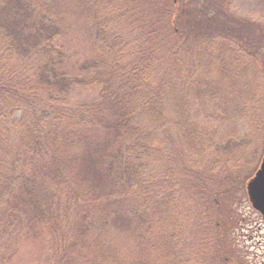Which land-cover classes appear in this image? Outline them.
Here are the masks:
<instances>
[{"label":"trees","instance_id":"16d2710c","mask_svg":"<svg viewBox=\"0 0 264 264\" xmlns=\"http://www.w3.org/2000/svg\"><path fill=\"white\" fill-rule=\"evenodd\" d=\"M120 1L0 0V264H12L27 238L43 242L41 264H188L183 243L199 216V239H229L239 227V198L261 154L237 194L211 190L191 164L204 152L199 124L243 117L258 100L259 50L228 32L230 19L210 15L206 24L216 0L202 14L182 10L192 33L145 31L156 25L152 8L137 15L132 0ZM164 6L155 17L169 20L175 9L179 19V5ZM221 6L229 13V1ZM79 19L91 55L74 69L64 38ZM191 38L204 41L190 47ZM160 42L167 52L153 49ZM92 85L99 98L74 99L76 87ZM196 106L201 120L192 117ZM170 123L185 161L158 173L159 131ZM251 143L229 145L235 167L250 163ZM224 176L218 187L231 183V171Z\"/></svg>","mask_w":264,"mask_h":264},{"label":"rangeland","instance_id":"374dc122","mask_svg":"<svg viewBox=\"0 0 264 264\" xmlns=\"http://www.w3.org/2000/svg\"><path fill=\"white\" fill-rule=\"evenodd\" d=\"M169 1L172 0H159L156 4H151V0H149L150 3L146 2V4H143L142 0H132L134 5H138L136 8L137 15L141 11L142 5L152 8L151 12L154 18L150 22H154L156 25L147 27L145 31L166 27L174 29L177 26L182 31L186 29L188 33L195 32L189 27L186 28V23L188 25L190 21H188V18L182 17V10L190 11L192 7L199 6L198 12L202 14L200 9L204 5V2L206 3L208 0H173L175 5H179V19L175 9L168 15L169 20H166L165 17H155L157 15L155 8L161 11V15L164 16V4ZM225 1H229V13L221 6ZM123 3H125V0L119 2V4ZM214 8L215 10L211 14L206 13L202 16L206 24L210 20V15L211 17H216L220 24L224 19H230L231 22L224 25L228 32H232L236 39L241 38L243 43H248L249 49L254 45L259 50L258 60L264 62V26L260 25V23L264 24V0H216ZM237 17H239L238 20ZM198 19H201V15H199ZM241 20H244L243 24L248 22L251 28L247 29L239 25ZM200 41H204V39L195 40L191 38L188 44L190 47H193ZM162 45L160 42L158 48L153 47V49L155 51L157 49L160 54L167 52L168 48ZM64 46L70 54L71 66L74 69H79L83 59L91 55V42L85 24L81 19L77 21V24L65 36ZM172 50L175 51L176 49L172 48ZM177 53L176 55H172V58L177 56ZM179 55H183L186 59L188 52L185 49H181ZM100 94L99 86L95 85L78 86L73 91L74 99L80 102L97 99L100 97ZM201 108L198 106L194 107L192 112L194 119L201 120L202 116H205L204 110ZM199 128L205 136L204 152L194 160V162L197 161L196 164L192 163L191 166L195 170L199 169L202 172L200 173L202 177L210 179V181L205 179L203 183L209 186L211 190L218 188L224 191L225 189L228 193L234 192L237 194L241 190V184H239L240 178H244L245 175L248 177L247 172L252 168V164L258 159L260 154V159L264 154V86H261L258 100L251 102L250 110L243 117L212 119V121L199 124ZM208 129L214 132L212 137L209 136ZM159 133L164 139L165 154L156 163V172L158 173L166 165H177L178 162L185 161L183 145L174 125L170 123L166 127H163ZM245 137L249 142L254 143L250 144L253 149V156L249 164L245 165L246 162H242L244 163L242 164L244 168L241 170L239 167H235L239 163H236V153L231 152L232 148L229 145H235L234 143L236 142L242 143ZM211 143H213L212 147ZM244 147L245 145L242 146V149ZM217 160L219 164L213 165ZM194 166L199 168H195ZM213 166L216 169H211ZM227 171H231V175H233L231 183L229 185L221 183L218 187L215 180L219 179L221 182ZM254 171H252L251 176ZM189 173L191 174V172ZM184 181L189 183V177ZM242 193L243 195L239 198L238 218L240 219L236 222L239 227L236 229L235 235L230 236L229 239L226 237L223 239V236H218L217 233L210 237L202 236L199 239L195 233L201 229L200 226H204L206 223L201 220L200 216L193 222V227L189 232L190 236L183 243L184 255L193 260V262L190 260L188 264H264V220L261 214L252 207L247 197L246 187L242 189ZM235 209H238L237 204ZM211 225L216 224L213 221ZM42 243V241H38L37 239L34 241L27 238L26 242H22L21 249L15 255L12 264H41L44 257L40 258L39 255L41 254L38 250ZM118 243L116 242V244Z\"/></svg>","mask_w":264,"mask_h":264},{"label":"water","instance_id":"95a60500","mask_svg":"<svg viewBox=\"0 0 264 264\" xmlns=\"http://www.w3.org/2000/svg\"><path fill=\"white\" fill-rule=\"evenodd\" d=\"M247 190L253 207L261 212L264 218V156L260 168L248 182Z\"/></svg>","mask_w":264,"mask_h":264}]
</instances>
